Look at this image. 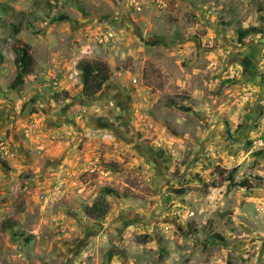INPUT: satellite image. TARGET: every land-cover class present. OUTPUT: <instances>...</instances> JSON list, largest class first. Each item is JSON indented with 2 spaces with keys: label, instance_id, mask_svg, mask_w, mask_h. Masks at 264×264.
Here are the masks:
<instances>
[{
  "label": "rangeland",
  "instance_id": "obj_1",
  "mask_svg": "<svg viewBox=\"0 0 264 264\" xmlns=\"http://www.w3.org/2000/svg\"><path fill=\"white\" fill-rule=\"evenodd\" d=\"M263 133L264 0H0V264H264Z\"/></svg>",
  "mask_w": 264,
  "mask_h": 264
},
{
  "label": "trees",
  "instance_id": "obj_2",
  "mask_svg": "<svg viewBox=\"0 0 264 264\" xmlns=\"http://www.w3.org/2000/svg\"><path fill=\"white\" fill-rule=\"evenodd\" d=\"M261 32L255 28H247L240 29L237 32V39L239 43H242L247 37L252 34H260ZM14 66H15V76L13 81L11 82L10 88L17 89L21 87L24 83V78L30 75L33 72L34 61L32 55L30 53L29 47L27 45L16 46L14 47ZM76 67L80 72V81L82 86L85 89V94L87 97H94L98 94L102 87L109 80L108 68L101 61L93 60L89 61L86 59H80L76 63ZM52 99L55 102L58 101H67L69 99L68 94L66 92H60L53 95ZM264 138V133L262 135ZM261 151H257L253 153L255 156H258ZM240 188H249L246 182H241L237 185ZM102 194H114L118 195L115 191L104 188L101 191ZM104 208L103 203H98L94 208ZM107 210H104V214ZM11 225H9V228ZM214 240H222V237L218 234L212 235Z\"/></svg>",
  "mask_w": 264,
  "mask_h": 264
},
{
  "label": "flooded vegetation",
  "instance_id": "obj_3",
  "mask_svg": "<svg viewBox=\"0 0 264 264\" xmlns=\"http://www.w3.org/2000/svg\"><path fill=\"white\" fill-rule=\"evenodd\" d=\"M109 89H110V87L106 86L105 89L101 91V94L99 97H97V96L87 97L86 96L85 99L92 101V100H97L95 98H102V97L110 95V98H111L110 102L114 103V105L116 107V113L118 114L119 117L115 118L112 116V114L98 116V114L96 112V114H94V116L91 117L90 120L93 123V125L96 127H102V128L110 127V128L118 130L119 134H121L122 137L127 139L128 138V132H127L128 127H127V125L129 122H128V118H126V117L128 116V112L123 110V108L120 106V99H119L120 94L118 92H112L111 93L110 91H108ZM124 101L127 103V106L130 105V101L128 99L127 100L124 99ZM85 108L89 111V108L87 106H85ZM107 109H109V108H107ZM140 144H134L135 149H138L139 151L142 149H146L144 144H141V145ZM150 152L153 154L152 151H150ZM152 159H154V158H152Z\"/></svg>",
  "mask_w": 264,
  "mask_h": 264
},
{
  "label": "water",
  "instance_id": "obj_4",
  "mask_svg": "<svg viewBox=\"0 0 264 264\" xmlns=\"http://www.w3.org/2000/svg\"><path fill=\"white\" fill-rule=\"evenodd\" d=\"M126 23H127L126 21H123V22L120 23L119 25H120V27H124V25H125ZM133 27H134V26H133ZM127 127H128V126H127ZM127 132H128V138H127L128 141L133 142V141H134V138L136 137V135H134V134L132 135V134L130 133L129 128H128ZM104 231H105V229H103L102 227L93 228L92 231H91V235H89V236H87L85 239H83V240L79 243V245H78L77 247H75V248L72 250L73 253H75V252L79 251L80 249H82V247L90 241V239L92 238V234L97 233V232L100 233V232H104Z\"/></svg>",
  "mask_w": 264,
  "mask_h": 264
}]
</instances>
